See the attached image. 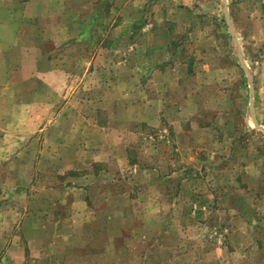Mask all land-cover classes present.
Wrapping results in <instances>:
<instances>
[{"label": "rangeland", "instance_id": "1", "mask_svg": "<svg viewBox=\"0 0 264 264\" xmlns=\"http://www.w3.org/2000/svg\"><path fill=\"white\" fill-rule=\"evenodd\" d=\"M28 1L0 0V264H264V0Z\"/></svg>", "mask_w": 264, "mask_h": 264}, {"label": "crops", "instance_id": "2", "mask_svg": "<svg viewBox=\"0 0 264 264\" xmlns=\"http://www.w3.org/2000/svg\"><path fill=\"white\" fill-rule=\"evenodd\" d=\"M40 1H43V0H29L28 1V4H26V13H27V15L29 16L30 15V17H33L34 15H35V7L40 3ZM65 1L66 0H54V6L56 7L57 5V8H58V10H62V9H64L65 10V8H67V9H70L71 7H73V6H69V5H71L69 2H68V4H67V6L65 5ZM90 1H92V2H94L95 4L96 3H98V2H101L102 3V1L101 0H81L80 1V3L82 2V4L79 6V5H77V6H75V7H77L78 8V6L80 7V8H87V4H89L88 2H90ZM106 1V0H105ZM51 3H53V0H52V2ZM75 3H76V0H75ZM75 3H73V4H75ZM113 6V5H112ZM118 6V3L116 4V6L115 7H117ZM69 7V8H68ZM15 9H16V7H14ZM114 8V7H113ZM66 9V10H67ZM30 10V11H29ZM37 15V14H36ZM63 14H60V17L62 16ZM63 17H65V15H63L62 16V18ZM66 17L67 18H69L70 17V14L69 13H66ZM73 17V16H72ZM71 17V18H72ZM102 18V14L99 12V10H96L92 15H91V19H90V26L88 27V30H86V32L84 33L85 35H86V37H87V39L85 38V40H88V39H91L92 37H94V35L95 34H97V37H99L100 35H99V33L95 30V28H94V26H96V24H98L97 23V21L99 20V19H101ZM72 20V19H71ZM63 22H64V20L62 21V22H60V24H63ZM81 33V32H80ZM96 37V38H97ZM55 71V70H54Z\"/></svg>", "mask_w": 264, "mask_h": 264}, {"label": "water", "instance_id": "3", "mask_svg": "<svg viewBox=\"0 0 264 264\" xmlns=\"http://www.w3.org/2000/svg\"><path fill=\"white\" fill-rule=\"evenodd\" d=\"M227 11V8H226V6H225V12ZM226 15H227V20H228V23H229V25H230V28H231V30H232V26H231V23H230V18H229V16H228V14H227V12H226ZM241 58H242V56H241Z\"/></svg>", "mask_w": 264, "mask_h": 264}]
</instances>
